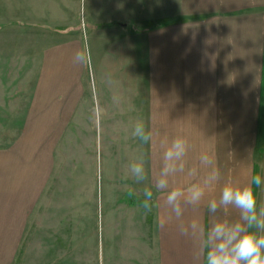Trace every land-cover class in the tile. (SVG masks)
<instances>
[{
    "label": "crops",
    "instance_id": "0c3cea01",
    "mask_svg": "<svg viewBox=\"0 0 264 264\" xmlns=\"http://www.w3.org/2000/svg\"><path fill=\"white\" fill-rule=\"evenodd\" d=\"M150 6L142 0L106 2V9L120 16L107 26L110 46L119 52L104 62L98 97L76 85L82 75L62 71L40 73L33 88L26 89L22 141L0 151V264L12 263L22 241L26 255L45 250L48 237L63 234V224L77 221L75 216L73 221L44 216L41 201L51 172L46 129L65 127L67 121L72 122L68 127H81L83 115L108 134L110 128L122 129L123 165L145 154L148 186L162 163L160 139L186 136V167L205 174L199 157L207 152L222 181L198 207L186 209L185 220L198 218L207 231L217 219L239 218L231 208L213 214L207 202L218 198L223 178L246 183L264 174V0H151ZM148 10L152 19L146 21ZM146 22L154 24L146 29ZM69 43L63 39L59 46ZM115 65L120 72L111 71ZM138 119L153 132L147 145L132 136ZM186 180L177 178L178 183ZM256 195L258 205L264 204V186L256 188ZM142 212L144 224L151 226L145 264H203L192 241L174 223L164 222L162 207Z\"/></svg>",
    "mask_w": 264,
    "mask_h": 264
},
{
    "label": "rangeland",
    "instance_id": "374dc122",
    "mask_svg": "<svg viewBox=\"0 0 264 264\" xmlns=\"http://www.w3.org/2000/svg\"><path fill=\"white\" fill-rule=\"evenodd\" d=\"M107 1L0 0V151L21 140L25 91L40 73L82 75L76 85L89 90L91 98L104 86V62L119 52L110 46L107 26L120 16L106 9ZM142 1L151 8V0ZM148 13L146 21L152 19ZM144 24L147 29L154 23ZM63 39L70 41L68 46H59ZM77 53L85 56L83 62L75 60ZM64 59L67 64H57ZM111 71L120 69L115 65ZM83 116L81 127H68L72 122L67 121L65 127L46 129L51 172L41 201L44 216L64 215L71 221L75 216L77 221L63 224L65 232L48 237L46 249L36 254L26 255L22 241L10 264L146 263L151 226L144 224V186L126 175L122 129H108L109 136L107 129L94 127Z\"/></svg>",
    "mask_w": 264,
    "mask_h": 264
},
{
    "label": "clouds",
    "instance_id": "9594fccd",
    "mask_svg": "<svg viewBox=\"0 0 264 264\" xmlns=\"http://www.w3.org/2000/svg\"><path fill=\"white\" fill-rule=\"evenodd\" d=\"M75 60L83 62L85 56L77 53ZM132 136L144 145L153 141V132L142 119L135 122ZM159 142L163 149L162 163L152 186L146 184L149 175L145 154H139L127 165L126 175L135 184H145L142 207L149 211L154 206L162 207L164 222L174 223L179 234L192 241L196 258L202 257L203 264H264V204L258 205L256 195V188L264 186V174H254L246 183L232 177L223 178L218 198L207 202L208 210L215 214L236 209L239 218L217 219L205 231L198 218L185 220L184 214L187 208L198 207L208 192L221 185L222 176L214 157L201 153L200 167L208 169L201 175L198 168L186 167L190 149L186 136L178 135L170 140L163 137ZM180 175L187 177L186 182H177ZM156 194H160L158 205Z\"/></svg>",
    "mask_w": 264,
    "mask_h": 264
},
{
    "label": "bare ground",
    "instance_id": "6f19581e",
    "mask_svg": "<svg viewBox=\"0 0 264 264\" xmlns=\"http://www.w3.org/2000/svg\"><path fill=\"white\" fill-rule=\"evenodd\" d=\"M97 115V114H96Z\"/></svg>",
    "mask_w": 264,
    "mask_h": 264
}]
</instances>
